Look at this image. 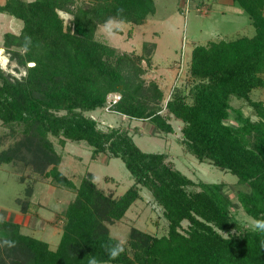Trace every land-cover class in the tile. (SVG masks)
Instances as JSON below:
<instances>
[{
  "label": "trees",
  "instance_id": "1",
  "mask_svg": "<svg viewBox=\"0 0 264 264\" xmlns=\"http://www.w3.org/2000/svg\"><path fill=\"white\" fill-rule=\"evenodd\" d=\"M234 1L248 13L255 33L196 45L189 66L193 84L187 94L174 89L166 103L159 83L144 76L143 62L153 65L156 42L145 41L138 54L97 37L109 18L143 24L155 12L154 0L0 4V12L22 21L19 32L4 33L2 47L9 62L17 64L15 70L25 69L21 76L0 69V120L17 137L0 148V164L20 163L22 173L30 168L76 194L64 212L55 249L24 233L20 222L4 219L0 264H89L93 257L98 264H264V232L253 231L233 212L240 205L254 220L264 219V101L251 98L255 88L264 87V0ZM25 37L31 38L27 47ZM111 92L121 94L114 111L149 120L162 132L175 131L173 117L181 121L184 149L200 162L236 175L247 187L237 192L238 202L225 183L192 179L168 152L144 151L127 130L99 127L98 119L87 113L104 109ZM53 138L61 146L68 140L86 141L93 159L103 153L121 158L134 184L116 197L87 172L77 185L59 168L63 155ZM19 178L26 182L23 175ZM140 185L163 207L168 233L157 236L133 228L124 252L112 259L106 245L120 239L109 223L122 219L142 197ZM25 187L30 196L32 185ZM22 200L17 197V204ZM22 204L27 212L29 202Z\"/></svg>",
  "mask_w": 264,
  "mask_h": 264
},
{
  "label": "rangeland",
  "instance_id": "2",
  "mask_svg": "<svg viewBox=\"0 0 264 264\" xmlns=\"http://www.w3.org/2000/svg\"><path fill=\"white\" fill-rule=\"evenodd\" d=\"M6 0H0V4ZM85 0H79L83 2ZM230 9L227 14L219 13L217 16H200L192 10L189 16L182 15L181 11L187 10V5L178 0H157L155 12L150 14L143 24H132L125 21H115L117 26L112 29L111 35L106 33L101 26L97 37L109 42L120 51L142 53L145 41L156 42L157 48L153 54V65L148 66L144 74L149 80H156L164 90V103L173 94L174 89L181 88L188 93L194 78L190 74V60L196 45L206 44L210 40L220 38H236L241 35H253L255 27L251 23L248 13L239 5ZM186 7V8H185ZM193 9V8H192ZM243 11H242V10ZM65 18L67 15L63 13ZM22 21L14 16L0 12V47H2L4 33L7 31L19 32ZM133 28V30L131 29ZM118 29H122L119 32ZM4 49V48H3ZM4 55L9 54L4 49ZM17 64L9 62L6 71L16 76L25 74V69L15 70ZM251 98L264 101V87L255 88ZM238 105V102H235ZM241 105V104H240ZM246 114H251V109L242 104ZM96 117L99 127L107 130L119 127L133 135L136 143L148 152H168L169 159L173 160L178 168L195 181L223 182L226 192L237 200V192L246 189L245 185L238 182V177L231 172L222 170L210 162H200L193 154L188 153L182 144L181 121L171 119L175 127L173 133L158 130L149 120H141L98 108L88 112ZM19 136V135H15ZM17 137L12 136L10 128L0 120L1 149L7 148ZM57 149L62 153L63 160L59 166L67 176L79 185L87 172L95 175V181L104 192L119 197L133 184L134 178L119 157H111L103 153L98 159L92 158V149L86 141L68 140L64 146L53 138ZM20 163L14 167L8 163L0 164V217L22 221V231L49 242L52 248L59 245L63 225L64 212L75 198V192L58 187L44 176L32 173L29 168L26 172L20 171ZM24 176L26 182L19 177ZM35 179V181H33ZM34 182V183H33ZM32 185L33 193L27 196L26 185ZM197 187H194L196 189ZM198 189V188H197ZM142 197L135 201L126 212L125 216L115 223H109L113 236L124 240L125 244L133 228L162 236L168 233L169 222L164 214L163 207L157 203L149 189L140 185ZM22 197L29 202V210L22 211L23 200L20 205L16 198ZM236 217L246 226H251L254 220L245 210L237 205L233 207ZM186 227L187 221L183 222ZM111 264V263H103Z\"/></svg>",
  "mask_w": 264,
  "mask_h": 264
},
{
  "label": "clouds",
  "instance_id": "3",
  "mask_svg": "<svg viewBox=\"0 0 264 264\" xmlns=\"http://www.w3.org/2000/svg\"><path fill=\"white\" fill-rule=\"evenodd\" d=\"M28 2H34V0H28ZM114 26L118 27L116 22L112 18H109L105 22V24L103 25V30L106 33H108L109 35H111L112 29ZM25 41H26V47L28 44H31V38L30 37H25ZM8 63H9V60H8V57L4 55V49L0 48V69L8 70L7 69ZM29 66L34 67L35 63L33 62ZM4 219H5L4 217H0V223H3ZM251 226H252L253 231L264 232V219L253 220L251 222ZM5 243L10 247L14 246L13 241H5ZM262 243H264V241H262ZM124 244H125V241L121 239L115 244L110 243V244L106 245V249L109 253V256L112 259H116L121 253L124 252V250H125ZM89 264H98V261L93 257L89 260Z\"/></svg>",
  "mask_w": 264,
  "mask_h": 264
},
{
  "label": "crops",
  "instance_id": "4",
  "mask_svg": "<svg viewBox=\"0 0 264 264\" xmlns=\"http://www.w3.org/2000/svg\"><path fill=\"white\" fill-rule=\"evenodd\" d=\"M156 1L157 0H154L155 5H156ZM178 1L183 2L184 5L185 4L187 5V10L185 9V11L183 10L181 11V14L182 15L185 14L186 16L187 15L189 16V13H191L192 10L196 15H200V16H214V15L217 16L219 13L225 15L228 13L230 9H235L237 7L236 6L237 3L234 0H178Z\"/></svg>",
  "mask_w": 264,
  "mask_h": 264
},
{
  "label": "built area",
  "instance_id": "5",
  "mask_svg": "<svg viewBox=\"0 0 264 264\" xmlns=\"http://www.w3.org/2000/svg\"><path fill=\"white\" fill-rule=\"evenodd\" d=\"M121 99V94L118 92H111L107 96V104L105 109L108 111H114L113 106Z\"/></svg>",
  "mask_w": 264,
  "mask_h": 264
}]
</instances>
